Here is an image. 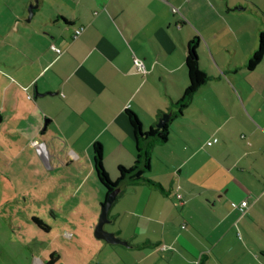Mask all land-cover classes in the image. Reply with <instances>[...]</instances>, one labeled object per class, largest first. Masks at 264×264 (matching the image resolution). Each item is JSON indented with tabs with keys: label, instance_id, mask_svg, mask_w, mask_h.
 <instances>
[{
	"label": "crops",
	"instance_id": "1",
	"mask_svg": "<svg viewBox=\"0 0 264 264\" xmlns=\"http://www.w3.org/2000/svg\"><path fill=\"white\" fill-rule=\"evenodd\" d=\"M32 5L0 0V185L12 188L8 200L46 202L54 222L66 213L59 202L91 203L87 234L79 225L65 233L85 255L69 264H264V58L248 68L264 0H38L29 21ZM191 42L209 81L169 124L166 143L139 145L150 155L147 177L163 190L144 181L123 187L107 226L130 247L98 240L106 190L93 146L102 145L112 181L120 166H134L128 111L144 131L177 113ZM52 245L50 261L59 264Z\"/></svg>",
	"mask_w": 264,
	"mask_h": 264
},
{
	"label": "rangeland",
	"instance_id": "2",
	"mask_svg": "<svg viewBox=\"0 0 264 264\" xmlns=\"http://www.w3.org/2000/svg\"><path fill=\"white\" fill-rule=\"evenodd\" d=\"M11 191V187L0 185V264H37L38 260L45 258L50 261L54 247L52 243L59 244L58 254L61 257L59 264H69L67 261L71 259H83L85 256L83 246L80 247L76 239L74 242H68L65 233L68 230L73 232L74 226L79 225L85 230L83 234H87L85 213L91 209V203L59 202L66 213L63 212V217L54 222L56 217L51 215V211L45 212L46 202L35 201L33 197L20 203L18 200L11 201L12 199L8 200L6 196H10ZM70 212L74 213L71 218L67 214ZM35 216L52 223L53 232L45 233L40 229L33 222ZM98 222L99 218L96 225ZM105 229L108 231L110 227L106 225ZM94 231H92L93 237H95Z\"/></svg>",
	"mask_w": 264,
	"mask_h": 264
},
{
	"label": "trees",
	"instance_id": "3",
	"mask_svg": "<svg viewBox=\"0 0 264 264\" xmlns=\"http://www.w3.org/2000/svg\"><path fill=\"white\" fill-rule=\"evenodd\" d=\"M198 48L196 42H191L188 54L186 57V67L189 76V85L183 95V97L176 103H174V108L177 109V113L173 115L170 122L163 128L157 129L152 128L149 131H144L142 123L138 116L132 112L128 111V116L130 119V124L132 126L133 134L138 145L137 160L133 167L126 168L123 166L119 167V178L117 181H112L109 177L103 161V148L100 143H95L93 146V164L96 175L99 182L106 190V199L111 192L116 189H122L126 187L127 184H136L139 182H147L153 187H157L163 190L162 186L147 177V174L151 170L150 165V155L147 151H142L140 145L141 141L154 139L159 143H166L169 139V124L174 120L177 115L184 114V111L190 105L194 95L198 90L209 81V77L201 70L200 59L198 56ZM264 58V32L260 34L259 47L254 52L251 57L248 68L249 70H254ZM164 115V114H163ZM163 117V116H162ZM106 199L104 203L106 202ZM103 203V204H104ZM33 222L42 229H46V225L38 220L33 219ZM47 264H53L50 261Z\"/></svg>",
	"mask_w": 264,
	"mask_h": 264
},
{
	"label": "water",
	"instance_id": "4",
	"mask_svg": "<svg viewBox=\"0 0 264 264\" xmlns=\"http://www.w3.org/2000/svg\"><path fill=\"white\" fill-rule=\"evenodd\" d=\"M37 4H38V0H36V5H32L29 8V17H28L29 21L32 19L36 8H38ZM48 95H54V94L48 93ZM39 96H44V95L37 94V97ZM171 118H172V113L164 114L163 117L159 120L157 128L163 129L170 122ZM120 192H121V189L114 190L113 192L109 194V196L106 199V202L102 204L101 214L99 217V222L97 226L95 227L94 236L96 239L105 241L111 245H121L123 247H130L127 242L121 240L114 233L108 232L105 229V226L111 223V220L109 218L110 211Z\"/></svg>",
	"mask_w": 264,
	"mask_h": 264
},
{
	"label": "built area",
	"instance_id": "5",
	"mask_svg": "<svg viewBox=\"0 0 264 264\" xmlns=\"http://www.w3.org/2000/svg\"><path fill=\"white\" fill-rule=\"evenodd\" d=\"M177 12H178V10H177V9H174V13H177ZM82 31H83V28L77 30V31H76V36L80 35V34L82 33ZM52 49L55 50V51H57V52H60V50L56 49L55 46H53ZM135 63H136V65H137V67H138V70H139L140 72H142V73H146L145 68H144V64H143L141 61H139V60H135ZM212 144H213L212 142L208 143L209 146H211ZM178 198L181 199V196L179 195ZM247 206H248L247 201L242 202V204H241V211H242L243 213L245 212V208H246Z\"/></svg>",
	"mask_w": 264,
	"mask_h": 264
},
{
	"label": "flooded vegetation",
	"instance_id": "6",
	"mask_svg": "<svg viewBox=\"0 0 264 264\" xmlns=\"http://www.w3.org/2000/svg\"><path fill=\"white\" fill-rule=\"evenodd\" d=\"M39 220V219H38Z\"/></svg>",
	"mask_w": 264,
	"mask_h": 264
}]
</instances>
